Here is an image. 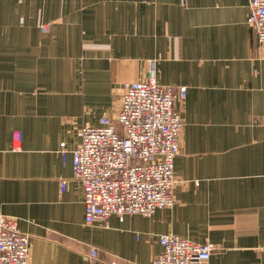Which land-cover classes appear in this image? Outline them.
I'll list each match as a JSON object with an SVG mask.
<instances>
[{
    "label": "crops",
    "instance_id": "0c3cea01",
    "mask_svg": "<svg viewBox=\"0 0 264 264\" xmlns=\"http://www.w3.org/2000/svg\"><path fill=\"white\" fill-rule=\"evenodd\" d=\"M249 2L0 0V215L28 235L29 264H152L162 234L213 243L207 264H264V47ZM150 61L159 84L186 87L175 203L86 225L77 131L114 117Z\"/></svg>",
    "mask_w": 264,
    "mask_h": 264
},
{
    "label": "built area",
    "instance_id": "2783aa9c",
    "mask_svg": "<svg viewBox=\"0 0 264 264\" xmlns=\"http://www.w3.org/2000/svg\"><path fill=\"white\" fill-rule=\"evenodd\" d=\"M248 24L264 47V0H250ZM47 24L41 26L47 33ZM119 109L114 117L103 116L98 127L82 126L79 143L71 151L72 176L83 191L85 224L106 222L111 216L151 217L156 210L173 207L175 158L181 153L183 120L175 108L183 101L186 87L161 85L150 61L142 81L122 86ZM20 141V134L14 133ZM63 157L65 143H60ZM67 181L60 180V190ZM162 252L152 264H207L216 245L196 243L173 234L159 236ZM88 258L97 257L90 247ZM30 241L13 217L0 215V264H29ZM114 264V263H112Z\"/></svg>",
    "mask_w": 264,
    "mask_h": 264
},
{
    "label": "rangeland",
    "instance_id": "374dc122",
    "mask_svg": "<svg viewBox=\"0 0 264 264\" xmlns=\"http://www.w3.org/2000/svg\"><path fill=\"white\" fill-rule=\"evenodd\" d=\"M13 139H14V138H13ZM15 140H16V139H15ZM17 140H18V139H17ZM14 146H15V145H14ZM15 148H16V146H15ZM85 257H86L87 259H89L87 253L85 254ZM96 259H97V257L95 258V260H96ZM89 260H90V259H89ZM90 261H91V260H90ZM92 261H94V260H92Z\"/></svg>",
    "mask_w": 264,
    "mask_h": 264
}]
</instances>
